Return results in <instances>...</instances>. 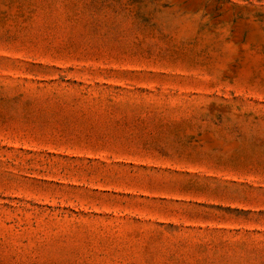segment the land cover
I'll return each instance as SVG.
<instances>
[{
  "label": "rangeland",
  "instance_id": "rangeland-1",
  "mask_svg": "<svg viewBox=\"0 0 264 264\" xmlns=\"http://www.w3.org/2000/svg\"><path fill=\"white\" fill-rule=\"evenodd\" d=\"M0 264H264V0H0Z\"/></svg>",
  "mask_w": 264,
  "mask_h": 264
}]
</instances>
